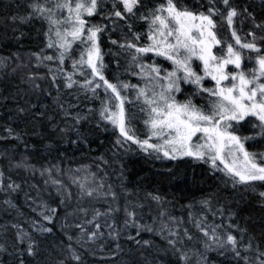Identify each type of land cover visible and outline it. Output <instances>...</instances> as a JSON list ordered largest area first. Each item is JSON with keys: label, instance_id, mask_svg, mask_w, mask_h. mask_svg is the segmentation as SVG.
<instances>
[{"label": "snow or ice", "instance_id": "snow-or-ice-1", "mask_svg": "<svg viewBox=\"0 0 264 264\" xmlns=\"http://www.w3.org/2000/svg\"><path fill=\"white\" fill-rule=\"evenodd\" d=\"M105 2L29 0L28 14L12 17L24 24L39 20L46 26L44 47L31 56L36 67L47 68L49 78L57 86L56 103L63 115L72 116L70 109L77 105L69 103L65 107L60 102V81L65 89L76 90V99L84 95L89 100L100 101L97 110L100 121L118 133L117 148L129 152L135 145L136 150L157 160L188 158L206 164L213 173L223 175L225 186L230 184L234 190L243 188L264 202V191H259L264 188V151H252L249 146L250 141H264V23H256L247 8L241 12L231 0H193L192 5L185 0H154L151 6L144 0H110L111 10L105 9ZM244 14L252 20V29L247 33L242 28ZM93 16H101L107 23H93L90 19ZM133 20L142 22L145 30L135 31ZM118 30L120 40L109 35L116 51L104 52L102 36ZM15 55L19 57L18 53ZM106 55L117 58V67L119 58L125 57L124 73L138 82L122 80L119 75L110 80L106 76ZM10 59L0 57V70L8 66ZM164 62L170 67H165ZM37 78L43 77H28L32 82ZM186 92L183 100L177 99ZM197 97L203 103H196ZM85 118L79 113L72 116L77 125ZM137 123L143 125L142 130L137 128ZM246 126L254 130L252 134H243ZM5 131L9 138L20 139L11 127ZM15 167L29 166L19 163ZM75 171L87 173L71 180L80 190L78 201L89 198L105 207L76 210L83 219L65 224L78 232L75 235L65 232L67 255L58 264H65L66 260L83 264L82 254L73 244L94 255L88 245H95L103 252L109 242H114L115 247L102 259H115L123 251L119 243L122 236L136 245H150L151 241L137 238L142 232L159 235L181 264H190L193 256L195 264H211L209 252L229 259L231 264H264V249L254 243V237L247 235V229L232 222L234 213H229L227 224H209L207 216L190 213V222L202 238L196 239L187 228L181 236L183 220L169 215L166 209L153 218L152 224L142 223L137 209L144 205L128 200L131 193L125 192L126 202L121 208L111 184L103 178L97 180L96 174L87 168ZM45 173L62 196L60 203L65 204L71 199V192L63 181L52 177L51 169H45L41 175ZM3 179L4 173L0 171V191L19 190L20 185L14 182L5 185ZM148 196L157 204L163 203L159 195ZM5 203L15 206L10 200ZM200 204L214 217L224 216L222 206L212 211L211 199ZM38 208L40 219L32 220L30 227L43 236L52 232L47 225L53 222L58 210L43 201ZM121 211L125 219L118 224L116 215ZM11 227L17 230L18 243L26 245L18 255L34 257L37 247L32 234L19 224ZM130 229L135 230V235L129 234ZM185 240H195L201 247L185 250ZM20 264H24L23 259Z\"/></svg>", "mask_w": 264, "mask_h": 264}, {"label": "trees", "instance_id": "trees-1", "mask_svg": "<svg viewBox=\"0 0 264 264\" xmlns=\"http://www.w3.org/2000/svg\"><path fill=\"white\" fill-rule=\"evenodd\" d=\"M28 2L29 0H0V57L11 58L8 66L0 70V137H5L0 139V171L4 173L5 185L10 182L20 185L16 192L0 191V246L3 247V251H0V264H20L21 259L24 264H58L67 255L68 240L65 232L73 235L78 232L74 227H65V224H74L83 217L78 214V218L70 219L65 215L69 202L62 205V197L50 186V180L48 179L47 184L42 183L38 176L45 169H51L52 175L56 176L59 173L72 174L76 168H87L90 173L96 174L97 180L103 178L113 186L119 196L121 208L126 202V191L131 193L127 196L128 200L134 204H143V208L137 209L142 223L152 224L153 218H158L162 209H166L169 215L182 219L181 236L183 229L187 228L196 239L202 238V234L190 222V213L197 217L207 216L209 224H227L229 213H234L232 222L247 229V235L254 237V243L264 249V202L257 194L244 192L243 188L234 190L230 184L225 186L222 174L213 173L208 165L188 158L176 161L157 160L136 150L135 145H132V151L129 152L117 148L115 141L118 133L100 121L97 111L100 101L89 100L84 95L76 99V90L65 89L60 81V102L65 107L69 103L77 105L70 109L72 116L79 113L86 118L77 125L72 116L63 115L56 103L57 86L49 78L47 68L36 67V60L31 56V53L44 47L43 33L46 26L39 20L24 24L18 19H12L13 16L28 14ZM153 2L154 0H144L149 6ZM185 2L192 5L193 0ZM231 2L241 12L247 8L256 23H264V0ZM104 7L111 10L110 0H106ZM90 19L93 23H107L101 16ZM241 19L243 33H247L252 29V20L247 18V14ZM120 23L123 24L122 21ZM132 23L135 31L145 30L146 26L142 22L133 20ZM237 26L240 27L239 24ZM123 31L127 32V28ZM256 31L259 35V30ZM109 35L111 39H121L119 30L104 34L100 42L104 52L109 49L116 51L109 41ZM50 52L51 50L49 54ZM17 53L18 58L15 55ZM104 59L108 65L106 76L110 80L119 75L122 80L138 82L135 77L124 73L125 57L119 58V67L117 58L106 55ZM164 66L170 67L167 62H164ZM33 75L43 78L32 82L28 77ZM186 95L187 92L178 95L177 99L183 100ZM196 103L201 104L203 101L197 97ZM20 109L24 111L21 112ZM89 109L93 111L89 112ZM9 127L20 139L8 137L5 129ZM137 128L142 130L143 125L137 123ZM253 131L247 126L242 130L245 135L252 134ZM249 146L252 151H264V141L259 139L250 141ZM19 163H25L31 170L15 167ZM45 174L48 177V173ZM259 191H264V188ZM149 193L162 197L163 203L157 204L150 199ZM204 199H211L212 211L222 206L224 216L214 217L212 212L204 209L200 204ZM6 200H10L15 206L9 207ZM41 201L58 210L53 222L47 225L52 228V232L43 236L30 227L32 220L40 219L37 213ZM95 204L92 206L101 209L105 207L103 203ZM33 208H37V211H33ZM124 219L123 211L116 215L118 224H122ZM13 224L21 225L32 234L37 247L34 257L18 255V251H22L26 245L18 243L17 230L11 227ZM129 234L135 235V230L130 229ZM137 238L149 240L151 244L136 245L122 236L119 243L123 251L115 259H102L115 247L114 242H109L103 252H99L95 245H88V249L95 252L94 255L76 244L73 247L82 254L83 264H181L177 255L169 250V246L159 235L142 232ZM193 246L201 247L195 240H185V250ZM208 258L211 264H231L229 259L215 252H209ZM195 262L196 258L193 256L190 264ZM65 264L76 262L66 260Z\"/></svg>", "mask_w": 264, "mask_h": 264}, {"label": "rangeland", "instance_id": "rangeland-1", "mask_svg": "<svg viewBox=\"0 0 264 264\" xmlns=\"http://www.w3.org/2000/svg\"><path fill=\"white\" fill-rule=\"evenodd\" d=\"M19 168H23V167H19ZM76 169H82V168H76ZM75 169V170H76ZM24 170H26V171H30L31 170V168H24ZM75 170H73L72 172L74 173H72V174H68V173H64V174H62L61 175V173H59V174H57L56 176H53L52 175V177L53 178H56V179H59V180H61V181H63V183H64V185L66 186V188H67V190L69 191V192H71V199L70 200H68V205H67V207L65 208V210L66 211H64V213H65V215L68 217V218H70V219H75V218H78V217H76L78 214H80L78 211H76L79 207H84V208H91V207H93L92 205H96L95 203H92V201H90L89 200V198H85L83 201H78V193H79V188L76 186V185H74L72 182H71V180H72V177L73 176H79V177H83L84 175H86L87 173H85L84 171H81V172H79V173H77ZM83 170V169H82ZM88 172H89V170H87ZM38 176H39V178L42 180V183L44 182L45 183V181H48V177H47V175L46 174H44V175H41V173H38ZM49 184H50V186L53 188V189H55V191L57 192V190H56V186H54V185H52L51 184V182H49ZM46 185V184H45ZM62 197V196H61ZM75 200V201H74ZM73 212H75V215H68L69 213H73ZM154 227H156L155 225H154ZM100 252V251H99ZM96 253H98V252H96Z\"/></svg>", "mask_w": 264, "mask_h": 264}]
</instances>
